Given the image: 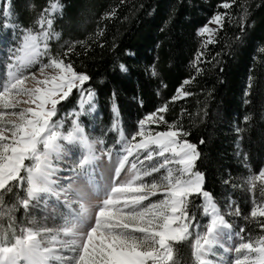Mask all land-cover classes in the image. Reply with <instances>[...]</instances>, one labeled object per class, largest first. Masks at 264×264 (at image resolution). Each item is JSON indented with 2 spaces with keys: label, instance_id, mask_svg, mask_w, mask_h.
I'll list each match as a JSON object with an SVG mask.
<instances>
[{
  "label": "snow or ice",
  "instance_id": "1",
  "mask_svg": "<svg viewBox=\"0 0 264 264\" xmlns=\"http://www.w3.org/2000/svg\"><path fill=\"white\" fill-rule=\"evenodd\" d=\"M60 7L58 0H48L34 26L17 33L11 0H0V28L13 37L0 76V264H176L174 246L184 241L190 244L192 264H264V162L253 170L249 154L238 150L247 175L239 184L231 174L221 179L222 185L233 189L246 185L252 196L243 219L259 233L253 238L247 229L244 237L245 227L234 232L230 219L241 217L240 206L231 196L221 206L204 187L197 144L187 139L189 133L179 120L165 119L169 101L192 95L184 85L192 83L193 76L183 80L175 95L139 118L127 134L113 93L112 143L103 134L93 135L87 117L95 108V93L85 84L91 78L64 58L84 42L65 41L62 52L53 51L52 41L62 38L53 28V14ZM176 7L170 8L169 20ZM249 8L247 0H220L218 10L196 29L199 46L190 61L195 74L203 71L208 45L217 43L226 22L235 23L243 33ZM115 15L114 7L102 18ZM102 31L98 28L94 35L99 37ZM240 34L234 39H240ZM136 56L135 51L124 49L105 71L114 79L128 77L132 72L128 60ZM257 57L264 64V46L253 59ZM144 72L150 78L158 76L154 64L146 65ZM248 80L245 105L251 102L252 77ZM73 90L79 96L76 105L62 111L61 102ZM251 120L250 113L242 117L245 124ZM161 124L166 125L164 130L153 131L151 126ZM234 130L239 149L246 129ZM260 134L264 136V126ZM192 198L200 201L203 227L193 224ZM40 207L43 223L35 218L25 223L17 217L18 210L27 218ZM234 236L239 242L233 241ZM232 252L237 254L234 260L229 256Z\"/></svg>",
  "mask_w": 264,
  "mask_h": 264
},
{
  "label": "trees",
  "instance_id": "2",
  "mask_svg": "<svg viewBox=\"0 0 264 264\" xmlns=\"http://www.w3.org/2000/svg\"><path fill=\"white\" fill-rule=\"evenodd\" d=\"M58 2L63 10L53 28L62 38L52 41L53 51L62 52L65 41L84 42L76 45L64 58L75 70L90 76L85 84L94 90L104 129H110L113 93L127 134L136 127L139 118L175 95L176 88L186 77H194L192 83L184 85L192 95L169 101L165 119L179 120L189 133L187 139L197 144L201 153L198 168L205 173L204 187L215 194L221 206L228 196L240 206L241 217H230L233 228L239 231L241 226L245 227L246 231L241 233L244 237L248 236L247 229H251L255 238L259 229L243 219L251 208L252 199L246 185L233 189L231 185H222L221 179L231 174L239 184L240 178L247 175L236 155L238 150L249 154L253 170L264 162V136L260 134L261 126H264V64L258 57L253 59L257 49L264 46V2L247 0L249 19L242 34L235 23L226 22L216 37L217 43L208 45L206 62L198 75L190 65L199 46L196 29L218 10L220 0H125L123 4L120 0ZM11 5L18 26L26 28L34 26L37 13L47 7L48 0H11ZM174 5H177L176 12L169 20V10ZM114 7L116 15L103 19V13ZM236 12L234 7L233 16ZM166 20L169 22L164 25ZM98 28L103 30L99 37L94 35ZM238 34L240 39H234ZM124 49L137 53L134 59L128 60L132 72L128 77L114 79L105 69ZM149 64H154L157 77L145 75V66ZM249 76L252 77L251 102L245 105L243 93L248 87ZM78 97L74 90L63 102L62 111L71 109ZM247 113L252 116L249 124L242 121ZM237 126L246 129L239 149L234 130ZM151 127L153 131H162L166 125ZM201 139L203 143H200ZM256 199L259 200L258 189ZM199 204L196 198L190 201L194 221L202 218ZM30 216L31 213L26 218L22 210L17 212V217L25 223ZM4 223L6 225V221ZM16 227L19 229V222ZM174 247L176 264H192L188 241Z\"/></svg>",
  "mask_w": 264,
  "mask_h": 264
},
{
  "label": "rangeland",
  "instance_id": "3",
  "mask_svg": "<svg viewBox=\"0 0 264 264\" xmlns=\"http://www.w3.org/2000/svg\"><path fill=\"white\" fill-rule=\"evenodd\" d=\"M12 6V5H11ZM60 8L53 14V24H54V21L55 19L60 16L62 14V10H63V6L60 4ZM13 9V8H12ZM15 12L12 13V22H14L17 26V19H16V16L14 15ZM20 27L18 26L17 29H16V32L19 33L20 31ZM12 34L11 32H9L7 35L5 34L4 30L2 28H0V76H2L4 74V63H5V57L7 55V52H8V48L11 47L12 45ZM0 83H2V80H0ZM74 91V90H73ZM76 91V90H75ZM71 96V94H70ZM69 99V98H68ZM67 99V100H68ZM79 99V97H78ZM66 100V101H67ZM65 102V101H63ZM61 102V103H63ZM94 104H95V108L93 110V113L92 115L88 116L87 117V124H88V128H89V131L92 132L93 135H101L103 134L104 135V138L105 140L108 142V143H112V139L111 137L114 135V133L110 132L109 131V128H106L104 129V127L101 126L100 124V121H101V114H100V110H99V107L98 105H96V95H94V100H93ZM76 105V104H75ZM74 105V106H75ZM23 106H27V105H23ZM73 106V107H74ZM72 107V108H73ZM71 108V109H72ZM69 109V110H71ZM68 111V110H67ZM119 119H120V116H119ZM121 122V121H120ZM94 129V131H93ZM131 159V158H130ZM63 175V174H61ZM159 195V193L157 194ZM151 199V198H150ZM31 213V218H35L36 220L40 221V222H45L44 221V212H43V209L42 207L40 208H34L30 211ZM205 218L204 216L202 215V218L199 220V221H194L193 224H196V223H199L201 227H203V224L205 223ZM48 225L51 226L52 224V221L51 220H48L47 221ZM191 231L193 233H195L196 231V228L194 226L191 227ZM233 231L234 232H238L236 229L233 228ZM233 241L234 242H239V238L234 236L233 237ZM230 258L232 260L236 259L237 258V254L235 252H232L229 254ZM212 259H217V258H212Z\"/></svg>",
  "mask_w": 264,
  "mask_h": 264
}]
</instances>
